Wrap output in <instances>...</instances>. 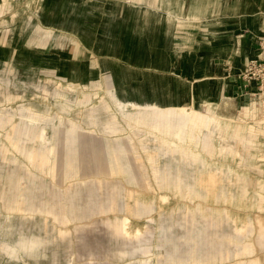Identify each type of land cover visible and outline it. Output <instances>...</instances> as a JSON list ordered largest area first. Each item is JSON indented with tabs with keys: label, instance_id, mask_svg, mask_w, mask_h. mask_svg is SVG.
I'll return each mask as SVG.
<instances>
[{
	"label": "rangeland",
	"instance_id": "obj_1",
	"mask_svg": "<svg viewBox=\"0 0 264 264\" xmlns=\"http://www.w3.org/2000/svg\"><path fill=\"white\" fill-rule=\"evenodd\" d=\"M16 4L0 1V23L28 15ZM246 5L254 14L220 12L213 36L207 22L188 21L177 52L170 42L145 43L140 69L125 57L98 59L89 83L0 58V264H264V97L257 87L256 97L195 101L191 91L192 79L206 75L210 52L201 48L222 29L264 36V0ZM155 106L214 118L215 144L219 132L237 131L233 152L202 147L208 127L182 134L180 124L173 135L174 121L171 135L163 132ZM125 109L148 110L156 125L126 118ZM26 129L33 140L18 144L15 133Z\"/></svg>",
	"mask_w": 264,
	"mask_h": 264
},
{
	"label": "crops",
	"instance_id": "obj_2",
	"mask_svg": "<svg viewBox=\"0 0 264 264\" xmlns=\"http://www.w3.org/2000/svg\"><path fill=\"white\" fill-rule=\"evenodd\" d=\"M44 1L45 3L41 7L44 13L39 14L36 12L38 0H17L14 7L24 8V12H27L28 15L19 13L14 17H5L0 23V26H3V28L1 27L0 36V58L5 59L11 55L13 64L18 70L27 69L32 73L39 74L48 71L56 74L69 73L70 71L81 73L85 83L91 81L88 80L89 77L94 78V80L97 78L94 74L99 71L95 69L98 59L111 60L125 57L131 59V61L127 60L126 62L128 66L137 67L136 65L143 62L142 59L146 52L145 43L156 41L158 43L160 41L170 42L171 50L173 52L179 51L178 43L182 42V32L188 30L186 26L188 21L200 19L207 22L205 25L211 29H207L205 36H213L215 30L212 27L217 26L218 23L214 20L220 12L233 10L236 14L243 16L254 14V12L246 13L247 10L252 9L246 5V0ZM57 2L60 3L55 5ZM255 7L256 5L253 9ZM60 9L61 12L59 13ZM258 10L259 6L257 5ZM35 16L39 18V21ZM40 26L51 30L54 27L61 29V35L58 34L56 38L51 37L50 34H53V32L49 33L47 29L46 34ZM221 32V39L213 38L201 48V51H209L210 53L207 66H205L204 73L206 75L192 79L191 91L195 101L221 100L229 95H235L237 100H240L248 95L243 89L244 83L238 77V74L248 60L257 58L261 51L263 53L264 36L257 37V34L251 31H238L231 38L228 29H222ZM75 40L80 41L83 47L73 48L71 42ZM204 40L207 41L208 37ZM218 40H220L221 46L216 48L217 45H213V41ZM88 41H93L96 44H90L87 47L86 43L88 44ZM88 48L91 51L89 55L86 51ZM157 49L160 50V47L158 46ZM164 49L165 46H163ZM77 50L81 53L76 54L75 51ZM176 55L173 53L174 57ZM91 56L92 60L90 59ZM163 56L170 55L164 54ZM57 66L62 67L63 70H60V67L57 70ZM137 69H140V67H137ZM154 72H157L158 75L165 74L164 69L154 70ZM113 81L114 79L110 77V82ZM248 88L249 91H254V85ZM109 94L113 100H116L111 92ZM129 105L133 108L139 107L136 103ZM125 106L127 107L128 104ZM152 109L150 112H155L157 115L160 113L161 118L170 117L168 114L170 112H174L175 119L188 118L185 126L182 127V134L188 126L197 129L198 126L193 123L192 118L195 119L201 115L207 117L211 120V123L204 127V129L208 127L204 130L206 133L202 132L201 134V137L205 136V145L201 144L202 147L205 146L212 153L216 152L215 150L218 153L223 151L233 152V136H237L238 132L235 131V135L232 137H226L219 132L215 145L214 130H211L210 127L212 124L218 126V123L209 115L202 113L192 115L189 112L183 115V113H177L174 110L162 111L156 106ZM124 112H126L125 116L128 119L136 121V119L141 118L142 123L148 120L156 125L148 110L141 111L138 115L132 114L126 109ZM110 126V132L116 129L113 123H110ZM156 127H161L163 132L171 135V132H167L170 125L166 127L164 122H161ZM172 128L174 135L180 132L181 125L179 122L177 124L175 122ZM17 132L15 134L18 135L15 139L18 144H21L24 139L33 140L34 138L32 129ZM18 144L17 146L20 148ZM124 225L125 219L123 221Z\"/></svg>",
	"mask_w": 264,
	"mask_h": 264
},
{
	"label": "built area",
	"instance_id": "obj_3",
	"mask_svg": "<svg viewBox=\"0 0 264 264\" xmlns=\"http://www.w3.org/2000/svg\"><path fill=\"white\" fill-rule=\"evenodd\" d=\"M238 77L243 81V89L248 95L252 94L256 97L258 87V93L261 97H264V58L247 61ZM251 85H254V91L252 92L248 90Z\"/></svg>",
	"mask_w": 264,
	"mask_h": 264
},
{
	"label": "bare ground",
	"instance_id": "obj_4",
	"mask_svg": "<svg viewBox=\"0 0 264 264\" xmlns=\"http://www.w3.org/2000/svg\"><path fill=\"white\" fill-rule=\"evenodd\" d=\"M206 111H208V110H206ZM168 114L170 115V117L167 116L166 118H163L164 119V122H166V124L171 125L172 122H174V121H176V124H177V122H179L181 125H184L186 123V118H181V119L176 118L175 119L174 118V112H170ZM28 120L30 121V123L33 121V120H30V119H28ZM192 121H193V123H195L199 127H205V126L210 125V123H211V120L210 119H207V117H205L203 115L197 116V118H195V119L192 118ZM192 127H193V125H192ZM201 143H202V145H205V136H204V139L201 141ZM31 154H32V152H31Z\"/></svg>",
	"mask_w": 264,
	"mask_h": 264
}]
</instances>
